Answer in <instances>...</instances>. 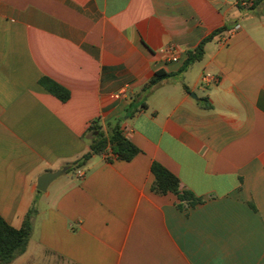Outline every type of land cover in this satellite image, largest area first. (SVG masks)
I'll return each instance as SVG.
<instances>
[{
	"label": "crops",
	"instance_id": "0c3cea01",
	"mask_svg": "<svg viewBox=\"0 0 264 264\" xmlns=\"http://www.w3.org/2000/svg\"><path fill=\"white\" fill-rule=\"evenodd\" d=\"M239 2L0 0V215L20 228L35 209L10 264H264V0ZM117 121L138 155L36 189ZM154 162L202 202L150 192Z\"/></svg>",
	"mask_w": 264,
	"mask_h": 264
},
{
	"label": "trees",
	"instance_id": "16d2710c",
	"mask_svg": "<svg viewBox=\"0 0 264 264\" xmlns=\"http://www.w3.org/2000/svg\"><path fill=\"white\" fill-rule=\"evenodd\" d=\"M259 1L260 0H253V5ZM221 31L222 30L214 31L204 38L194 51L188 52V57L183 68L185 69L195 61H199L204 54V45ZM162 76L165 75L157 73L155 77L146 84L144 89H149L156 85L161 80ZM42 83L45 84L50 93L61 101L68 100L69 92L66 89L48 79L43 80ZM184 89L187 91V88ZM89 129L97 131L96 136L90 144V150L84 154L76 164L70 165L69 171L85 165L95 154L104 155L107 161H111L112 159L130 161L141 152L139 148L124 136L119 121L110 124L107 132L101 131L100 128L93 123ZM108 154L112 155V157L106 156ZM151 173L154 176V180L150 185V192L155 195L174 194L178 201L176 205L178 209L183 210L185 207H195L202 202V199L192 192L180 190L179 179L159 163L154 162L152 164ZM34 213L35 209L33 207L30 208L20 228L11 226L0 215V264H10L17 255L25 251L32 230L31 217Z\"/></svg>",
	"mask_w": 264,
	"mask_h": 264
},
{
	"label": "built area",
	"instance_id": "2783aa9c",
	"mask_svg": "<svg viewBox=\"0 0 264 264\" xmlns=\"http://www.w3.org/2000/svg\"><path fill=\"white\" fill-rule=\"evenodd\" d=\"M239 5L242 6V7L249 8V7H251L253 5V0H240ZM162 52L167 56V58L170 61L176 62L178 60V54L174 50V48L167 47ZM201 80H202L203 83H209V82H216L217 81L216 77L213 76L210 73L203 74ZM76 175L78 177H82L83 176V172L78 170L76 172Z\"/></svg>",
	"mask_w": 264,
	"mask_h": 264
},
{
	"label": "water",
	"instance_id": "95a60500",
	"mask_svg": "<svg viewBox=\"0 0 264 264\" xmlns=\"http://www.w3.org/2000/svg\"><path fill=\"white\" fill-rule=\"evenodd\" d=\"M191 95L195 97L194 94ZM68 169L69 167L65 166L54 172H45L38 178L36 189L40 192L46 191L50 182H52L55 178L59 177L62 173L66 172Z\"/></svg>",
	"mask_w": 264,
	"mask_h": 264
},
{
	"label": "rangeland",
	"instance_id": "374dc122",
	"mask_svg": "<svg viewBox=\"0 0 264 264\" xmlns=\"http://www.w3.org/2000/svg\"><path fill=\"white\" fill-rule=\"evenodd\" d=\"M61 178V177H60Z\"/></svg>",
	"mask_w": 264,
	"mask_h": 264
}]
</instances>
